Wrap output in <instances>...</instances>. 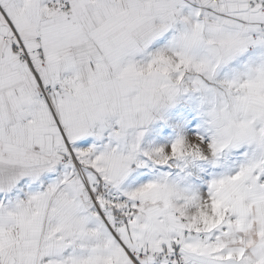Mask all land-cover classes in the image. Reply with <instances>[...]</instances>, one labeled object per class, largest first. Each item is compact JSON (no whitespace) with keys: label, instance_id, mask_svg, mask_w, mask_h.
<instances>
[{"label":"snow or ice","instance_id":"obj_1","mask_svg":"<svg viewBox=\"0 0 264 264\" xmlns=\"http://www.w3.org/2000/svg\"><path fill=\"white\" fill-rule=\"evenodd\" d=\"M0 264H264V0H0Z\"/></svg>","mask_w":264,"mask_h":264}]
</instances>
